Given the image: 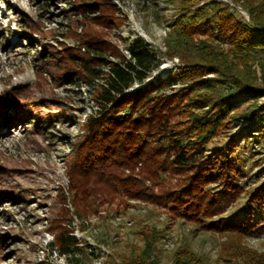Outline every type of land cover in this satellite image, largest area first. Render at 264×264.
I'll return each instance as SVG.
<instances>
[{"label":"trees","instance_id":"1","mask_svg":"<svg viewBox=\"0 0 264 264\" xmlns=\"http://www.w3.org/2000/svg\"><path fill=\"white\" fill-rule=\"evenodd\" d=\"M231 1L242 5L247 23L228 4L208 1L194 6L193 0L184 1L183 14L171 25L164 43L167 56L176 57L182 67L137 89L133 87L161 65L160 52L136 40L122 54L106 39L101 30L118 24L109 0H66L65 16L71 24L60 34L64 42L40 44L37 56L38 68L55 86H95L96 109L63 163L66 190L77 214L87 215L121 196L153 204L197 229L225 236L215 262L180 250L174 264H264V250L243 243L244 238L264 234V181L246 192L237 182L240 170L237 157H232L239 139L264 138V102H258L264 88L256 85L252 69L257 63L263 81L264 0ZM27 33L39 37L53 32L33 27ZM204 34L206 39L194 41V35ZM213 35L228 48L214 44ZM65 39L77 45L70 46ZM37 75L41 77L40 72ZM191 93L194 98H188ZM245 96L251 100L240 117L246 126L218 152L204 154L211 138L226 125L228 110ZM16 103H21L18 96L7 92L0 99V118L9 120L7 109ZM3 172L0 168V180ZM243 194L241 209L223 216ZM60 201L67 204L64 195ZM63 211L68 215L69 210ZM55 223L52 249L73 264L70 256L83 250L70 235V226ZM157 233L140 234L141 249L107 256L104 264H154Z\"/></svg>","mask_w":264,"mask_h":264},{"label":"rangeland","instance_id":"2","mask_svg":"<svg viewBox=\"0 0 264 264\" xmlns=\"http://www.w3.org/2000/svg\"><path fill=\"white\" fill-rule=\"evenodd\" d=\"M109 1L114 5L118 24L101 30L106 39L122 54H126V47L136 40L160 52L161 65L142 85H135L133 89L162 79L182 67L176 57L167 56L164 43L171 25L183 14L186 0ZM208 1L228 4L237 18L248 22L242 5L231 0H200L194 2V6ZM67 7L66 0H0V99L9 92L21 101L6 108L9 120L0 118V168L4 169L0 180V264H72L52 249L55 232L52 227L59 220L70 226V235L83 250L70 256L75 264H104L107 256L136 252L144 245L140 234L150 237L152 232H158L154 264H174L175 254L180 250L215 262L224 235L197 229L153 204L117 196L87 215L77 214L71 206L63 163L82 136V126L88 115L96 109L95 86H55L47 73L38 68L37 60L42 50L40 44L64 42L60 34L71 24L65 16ZM33 27L43 33L46 30L53 33L39 37L28 35ZM193 38L199 41L206 39V35ZM216 38L211 36L214 44L228 48ZM65 42L77 45L70 39ZM109 60L114 58L109 57ZM252 69L256 85L264 88L257 63L252 64ZM193 96L191 93L188 98ZM258 102H264V96ZM31 103L34 107H29ZM250 103L245 96L238 106L228 110L224 119L226 125L211 138L204 154L218 152L246 126L247 122L240 117ZM22 105L25 111L20 110ZM235 149L232 157H237L240 170L237 182L246 192L251 191L264 181V138L239 139ZM136 174L137 168L133 176ZM61 195L67 198V204L60 201ZM245 199L243 194L223 216L238 212ZM65 208L69 210L68 215L64 214ZM243 243L258 252L263 251L264 234L258 238H244Z\"/></svg>","mask_w":264,"mask_h":264}]
</instances>
